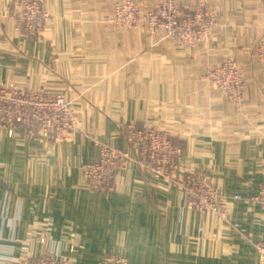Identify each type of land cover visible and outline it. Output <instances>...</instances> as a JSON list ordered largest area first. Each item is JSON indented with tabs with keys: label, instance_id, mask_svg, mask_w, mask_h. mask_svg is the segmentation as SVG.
I'll return each instance as SVG.
<instances>
[{
	"label": "crops",
	"instance_id": "0c3cea01",
	"mask_svg": "<svg viewBox=\"0 0 264 264\" xmlns=\"http://www.w3.org/2000/svg\"><path fill=\"white\" fill-rule=\"evenodd\" d=\"M52 18L42 35L21 36L0 0V81L19 89L63 92L81 130L51 140L0 129V264L58 254L97 264L106 254L129 264H264V211L253 200L264 178V0L205 3L219 16L193 49L110 19L125 0H41ZM152 9L155 0H137ZM233 56L248 88L241 109L199 81ZM127 123L168 130L181 144L180 175L203 176L218 190L225 217L189 208L185 191L143 169L135 157L114 188L95 189L83 163L97 143L128 149Z\"/></svg>",
	"mask_w": 264,
	"mask_h": 264
},
{
	"label": "built area",
	"instance_id": "2783aa9c",
	"mask_svg": "<svg viewBox=\"0 0 264 264\" xmlns=\"http://www.w3.org/2000/svg\"><path fill=\"white\" fill-rule=\"evenodd\" d=\"M13 6L9 16L15 20L16 31L21 35L34 36L43 32L51 21L50 11L40 0H13ZM194 7L191 10L196 14L192 11L181 15L176 8V0H156L152 10H144L137 2L127 0L115 6L110 22L118 27L147 24L150 31L167 32L176 36L180 44L193 48L200 41L199 37L208 39L217 24V16L212 9L204 4ZM256 54L260 61H264V37L256 46ZM207 71L208 74L201 77L202 81L219 88L241 109L248 81L238 62L228 59L217 67H209ZM4 127L10 136L16 130L23 129L30 136L40 133L51 140L64 138L72 130H81L79 115L65 93L19 89L14 85H3L0 81V129ZM124 133L131 151L100 142L97 143L98 157L82 164V174L90 186L95 189H113L118 172L127 160L135 157L140 166L155 177H165L173 185L182 187L189 208L207 210L221 220L226 219L225 204L216 188L200 176H182L178 173L182 148L174 143L168 130L131 124L125 127ZM253 200L264 211V178ZM257 248L264 259V243H257ZM16 264L72 263L58 254L45 252L36 257L27 256ZM97 264H129V261L123 255L109 253Z\"/></svg>",
	"mask_w": 264,
	"mask_h": 264
},
{
	"label": "rangeland",
	"instance_id": "374dc122",
	"mask_svg": "<svg viewBox=\"0 0 264 264\" xmlns=\"http://www.w3.org/2000/svg\"><path fill=\"white\" fill-rule=\"evenodd\" d=\"M41 1V0H40ZM127 0H125L124 2H126ZM133 1H135V2H137L138 4H140L137 0H133ZM156 1V0H155ZM41 2H43V1H41ZM44 3V2H43ZM122 3V2H121ZM201 4H204L206 7H208V8H210V9H212L214 12H215V14H216V16H217V24H215L216 26H215V28L213 29V31L219 26V24H220V20H219V16H218V13L213 9V8H211V7H209L208 5H206L205 3H198V4H194V3H181V2H179V0H176V8H177V10L178 11H180L181 12V15H187V14H189V13H191L192 11L193 12H195L194 10H191V9H194V8H196V7H194V6H197V5H201ZM141 5V4H140ZM194 5V6H193ZM141 7H142V5H141ZM154 7H155V5H154ZM154 7L152 8V9H154ZM143 8V7H142ZM14 9V6H13V8L10 10V12L12 11ZM144 9V8H143ZM152 9H148V10H152ZM144 10H147V9H144ZM9 12V13H10ZM195 14H196V12H195ZM113 16H114V11H113V15H112V17H111V19H110V21L112 20V18H113ZM50 23H51V21L48 23V25L46 26V28L44 29V31L42 32H40V33H38V34H36V35H42L45 31H46V29H47V27L50 25ZM15 25H16V22H15ZM142 26H139V27H118V26H115V25H113V26H115V27H117V28H119V29H129V28H144V29H146L148 32H152V33H159V34H162L164 37H169V38H171V39H174L175 41H176V43L179 45V46H182V47H185L184 45H182V44H180L179 43V39L176 37V36H171V35H169L167 32H159V31H150L149 30V26L147 25V24H141ZM16 28V27H15ZM213 31L211 32V35H212V33H213ZM21 35V34H20ZM36 35H34V36H32V35H29V34H24V35H21V36H28V37H35ZM211 35H210V37H211ZM209 37V38H210ZM208 38V39H209ZM208 39H206L205 40V38H201V37H199V42H197L198 44L197 45H199L200 43H203V42H205V41H207ZM197 45L195 46V47H197ZM195 47H193V48H195ZM186 48H188V47H186ZM193 48H189V49H193ZM228 59H234V60H236L235 59V57H233V56H230V57H228L227 59H225L221 64H223L226 60H228ZM237 61V60H236ZM239 64V63H238ZM220 65V64H219ZM219 65H216V66H213V65H210L209 67H217V66H219ZM208 67V68H209ZM207 68V69H208ZM207 69H206V71L202 74V75H200L199 76V81L201 82V83H203L204 84V87H206L207 89H210V90H217L218 92H220V94H222L225 98H227L222 92H221V90L219 89V88H217V87H211V85L208 83V82H203L202 81V79H201V77L202 76H205V75H207L208 74V72L209 71H207ZM242 70V69H241ZM242 72H244L243 70H242ZM245 74V73H244ZM227 99H229V98H227ZM230 100V99H229ZM231 101V100H230ZM232 102V101H231ZM233 103V102H232ZM234 104V103H233ZM131 124H135V123H127V125L129 126V125H131ZM126 125V126H127ZM135 125H137V124H135ZM125 126V127H126ZM138 126H141V125H138ZM80 127H81V120H80ZM125 127H124V130H125ZM72 131H75V130H72ZM71 131V132H72ZM63 137H61V138H57V140H59V139H62ZM178 147L181 149L182 148V146H181V144H178ZM181 151H183L182 149H181ZM176 170V169H175ZM180 171H181V168H179V170H178V173H180ZM200 177H202V178H204L203 176H200ZM205 179V178H204ZM218 191V190H217ZM258 192V191H257ZM256 195V194H255Z\"/></svg>",
	"mask_w": 264,
	"mask_h": 264
}]
</instances>
